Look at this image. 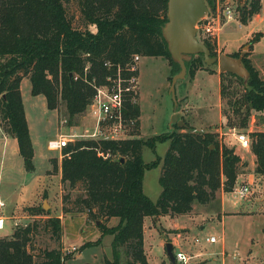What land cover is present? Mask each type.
Returning <instances> with one entry per match:
<instances>
[{
    "label": "trees",
    "instance_id": "16d2710c",
    "mask_svg": "<svg viewBox=\"0 0 264 264\" xmlns=\"http://www.w3.org/2000/svg\"><path fill=\"white\" fill-rule=\"evenodd\" d=\"M72 1L0 0V128L16 140L27 173H33L35 168L20 94L23 78L29 80L32 96H43L50 111L63 104L71 120L87 110L93 96V89L83 81L87 64V79L95 78L97 83L102 82L105 73L103 61L125 65L134 55L168 59L172 66L170 82L179 71L170 60L167 42L161 35V27L167 22L168 0H75L83 29L74 28L67 16L66 7ZM208 1L209 11H213L215 0ZM261 8L259 0L243 6V24L259 14ZM203 44L215 57V45L207 41ZM239 56L237 52L230 57ZM242 65L249 74L246 83L235 74L219 73V92L223 99L228 94L232 97L229 85L224 83L227 78L243 84V92L239 96L233 93L228 106L244 129L252 112L264 113V79L252 66L248 53L243 55ZM185 66L190 77L207 69L199 59L186 62ZM126 114L136 120L135 132L139 133L138 105L128 106ZM226 119L231 121L229 116ZM173 129L147 140H75L61 150L60 166L57 159L50 161L52 172L60 169L61 186L68 191L62 198V214L70 212L66 202L76 192L77 212L86 213L94 223L100 222L101 237H112V260L105 259L104 264H121L122 256L125 264H150L144 251L145 217L187 215L194 204L206 205L218 191L228 194L236 187L239 169L245 164L221 142L218 133L197 132L186 123L185 127ZM249 138L255 156L254 174L264 177V131L249 133ZM162 141L169 142L163 159L145 164L143 146L153 149L155 143ZM106 154L110 157L104 159L101 155ZM160 163L161 193L153 203L143 192V177L145 170ZM27 211L32 222L15 227L9 236L0 238V264H66L68 253L61 249H45L37 256L31 249L40 227L60 240L61 217L44 215L40 221L38 217L44 214L40 208ZM112 218L117 219V224L108 227L106 223ZM99 240L86 243L81 249L95 247Z\"/></svg>",
    "mask_w": 264,
    "mask_h": 264
},
{
    "label": "rangeland",
    "instance_id": "374dc122",
    "mask_svg": "<svg viewBox=\"0 0 264 264\" xmlns=\"http://www.w3.org/2000/svg\"><path fill=\"white\" fill-rule=\"evenodd\" d=\"M204 1L207 11L210 10L209 1ZM251 1L220 0L221 4L227 2L234 9V21L224 26L216 40L210 43L215 45L214 52H216L215 57H210L218 58L223 54V50L227 54L239 52L242 57L248 53L252 66L258 71L261 79H264V10L259 13L258 17L253 16L246 25L241 20V8L249 7ZM260 2L264 5V0H260ZM66 10L72 26L76 29H83V19L76 1L73 0L67 5ZM167 22L161 27V35L164 39L167 36ZM89 29L94 31L93 27H89ZM256 36H259L257 40L254 39ZM201 55H183L184 64L195 59L202 61L203 55ZM170 60L178 65L171 55ZM204 65L207 69L197 71L192 77L188 75L189 70L186 68L184 78L175 84L173 96L170 92L169 78L172 66L169 60L164 57L140 58L138 80L139 104L142 109L141 131L137 134L135 132L133 138L147 140L153 136L175 131L173 126L176 125L170 123L172 116L177 113L179 114L178 120L197 132L218 133L222 137L221 142L226 147L233 149L234 152L237 149L243 150L245 155L252 153L251 147L241 149L233 135L244 133L251 144L249 133L264 131V113L252 112L247 127L240 128L238 119L231 113L228 100L233 98V93H236L235 96H239L243 92V84L236 79L227 78L224 80L225 85H229L228 93L231 92L232 97L228 94V97L223 99L219 92L220 71L218 65L207 66L205 63ZM179 72L180 67L177 74ZM241 79L246 83L248 78ZM25 80L21 84L20 93L35 151L33 158L35 170L33 173L25 172L17 148L9 146L7 150L0 149V198L5 203L1 215L6 219L16 217L20 218L23 223H31L33 219L27 211L29 208L41 209L44 214L41 215L42 218L38 217L40 221L45 219L44 215L57 217L59 214L62 224L60 240L57 241L51 237L49 232L43 231V228L40 227L32 242V253L37 256L40 251L45 249H61L64 253H68L69 258L66 260V264H70L69 262L77 255H80L76 259L77 263L104 264L107 256L111 259L112 237H101L98 228L100 222L94 223L88 220L86 213L77 212V208L74 206L76 192H72L70 200L66 202V207L70 212L62 214V198L68 191L65 187H61L59 196L57 192L58 179L53 175L55 173L52 172L53 167L50 163L52 159H57L60 156V152L48 151L46 148L48 140L60 134L85 133L86 129L91 126L87 115L88 108L83 114L68 120L63 104L60 103L56 110H48L42 96L31 95L30 82L27 78ZM227 116L231 120L229 123L226 119ZM0 131L1 135L11 138L5 135L2 126ZM168 148L169 142L167 141L155 143L153 149L143 146V162L150 164L157 158L163 159ZM48 165L51 166V171L46 173ZM239 171L243 178L236 184V187L247 186L249 193L243 200L238 199L232 193L227 196L231 204L227 203L222 211L240 213L226 216L224 223L220 222V216L217 214L221 212L220 208L217 209L219 203L213 201L204 206L195 205L192 210L194 214L197 210L201 213L193 215V217L187 214L175 217L161 216L150 218V220L145 218L148 221L144 239L146 257L150 264H171L164 248L167 243L175 245L172 249L173 255L179 250L184 253L191 252L188 254L191 257L194 253L200 254V257H193L188 264H206L205 261L207 264H223V262L225 264H264V177L255 176L249 168H240ZM161 172L162 163L145 170L144 173L143 192L153 203L158 201L161 193L159 185ZM250 174L254 176L247 177ZM44 191H47L48 200L43 196ZM233 202L236 205H232ZM43 206L45 207L43 208ZM10 222L6 221L4 229L0 230V238L12 233L14 227ZM180 225H187L189 231L185 233L176 230L175 228ZM201 226L204 227L202 231L199 229ZM211 236L215 237L216 243L206 242V238ZM222 237L224 238V254H221ZM97 240H99V245L81 249L82 245L94 244ZM183 246L187 248L184 249ZM120 262L125 264L123 256ZM175 264L182 263L175 261Z\"/></svg>",
    "mask_w": 264,
    "mask_h": 264
},
{
    "label": "built area",
    "instance_id": "2783aa9c",
    "mask_svg": "<svg viewBox=\"0 0 264 264\" xmlns=\"http://www.w3.org/2000/svg\"><path fill=\"white\" fill-rule=\"evenodd\" d=\"M234 14V9L227 2L221 4L220 0H215V9L208 10L194 26L197 40L213 43L221 29L234 21ZM140 58L141 56L134 55L125 65L113 63L110 60L103 61L102 67L105 73L100 83H97L95 78L87 79L86 73L90 65H86L83 81L93 89V96L87 110L91 126L86 129L85 133L60 134L48 140L46 144L48 151L61 153V150L69 143L80 139L120 141L134 137L136 120L127 116L126 111L128 106L138 105V62ZM233 136L241 149L250 148V141L244 133H237ZM101 156L104 159L110 157L109 154ZM248 193L247 186H237L232 192L241 200L246 199ZM4 206L5 203L0 198V230L4 229L8 220L14 228L25 227L28 224L23 223L20 218L6 219L3 217L1 210ZM215 241V237L206 238V242L214 243ZM174 258L182 264H188L190 261V258L182 252H177Z\"/></svg>",
    "mask_w": 264,
    "mask_h": 264
},
{
    "label": "water",
    "instance_id": "95a60500",
    "mask_svg": "<svg viewBox=\"0 0 264 264\" xmlns=\"http://www.w3.org/2000/svg\"><path fill=\"white\" fill-rule=\"evenodd\" d=\"M206 13L207 7L204 0H168L167 36L165 40L168 45L169 54L180 67V72L172 77L170 83V92L173 96L176 82L184 78L186 74V67L183 61V55L186 54H202L204 63L207 66L217 64L220 73L235 74L244 79H247L249 76L247 70L242 66V56L234 59L222 54L218 58H211L208 48L197 40L194 26ZM178 118L179 114L175 113L172 116L170 124H175L178 128L185 127V123L178 120ZM165 252L170 263L175 264L170 243L165 245Z\"/></svg>",
    "mask_w": 264,
    "mask_h": 264
},
{
    "label": "crops",
    "instance_id": "0c3cea01",
    "mask_svg": "<svg viewBox=\"0 0 264 264\" xmlns=\"http://www.w3.org/2000/svg\"><path fill=\"white\" fill-rule=\"evenodd\" d=\"M260 1V0H259ZM261 3V2H260ZM261 5H262V8H261V10H260V12L261 11H263L264 10V5L261 3ZM259 12V13H260ZM260 14H257V15H255L254 17H258ZM217 46H218V43H217ZM222 53L223 54H225V55H228V56H231V55H233V54H227L224 50L222 51ZM235 54V53H234ZM26 78H24V79H22V81H21V83H20V87H21V84L23 83V81H26L25 80ZM28 80V79H27ZM171 83V82H170ZM31 86V85H30ZM139 90H140V88H139ZM30 92H31V90H30ZM21 94V93H20ZM139 94H140V91L138 92V107H139V111H140V115H139V118H138V120H139V131H141V123H140V120H141V117H142V112H141V107H140V104H139ZM39 96H41V95H39ZM43 97V96H42ZM22 99V98H21ZM43 100H44V103H45V105H46V101H45V98L43 97ZM22 103H23V101H22ZM23 107H24V105H23ZM47 108V107H46ZM24 113H25V111H24ZM25 117H26V115H25ZM27 120V119H26ZM219 120L221 121V115H220V113H219ZM27 124H28V122H27ZM28 128H29V126H28ZM219 132V131H218ZM2 133H1V131H0V149L2 150V151H4V149L5 150H7V148L10 146V147H12V148H14V149H16L17 148V143H16V140L15 139H13V138H7V137H5L4 135H1ZM29 134H30V130H29ZM30 137H31V135H30ZM16 143V147H15V143ZM34 150V149H33ZM6 153V152H5ZM17 153H18V151H17ZM34 153H35V151H34ZM234 154L235 155H237L240 159H241V163L242 164H245L244 166H241L240 168H242V169H250L251 171H252V173L254 172V169H255V156L252 154V153H250L249 155H245V152H243V150H235V152H234ZM34 158V157H33ZM60 159H61V157L59 156L58 158H57V161H58V165L60 166ZM246 164H248V165H246ZM247 166V167H246ZM50 165H48L47 166V171H46V173H48V172H50L51 171V169H50ZM245 167V168H244ZM240 170V169H239ZM55 177H57V179H58V194H59V196H60V190H61V182H60V169L58 170V172L57 173H55V174H53ZM249 176V178L250 177H253L254 175L253 174H250V175H247V177ZM242 178H243V176H242V174L241 173H239V175H238V178H237V183L236 184H238V182L240 181V180H242ZM231 193H224L223 191H218L217 193H216V197H215V199L213 200V202H218L219 203V207L217 208V209H221L220 211V214H219V212L217 213L219 216H220V218H219V220H220V222L221 223H224V221H225V218H226V216H228V215H231V214H237V213H240V212H237V211H232V212H225V211H222V209L226 206V204L227 203H229V204H231V202L227 199V196L228 195H230ZM43 196L45 197V199L46 200H48V197H47V191H44L43 192ZM212 202V201H211ZM210 202V203H211ZM195 205H197V204H194L193 206H192V210L194 209V206ZM232 205H236V203H232ZM199 206V205H198ZM204 206V205H203ZM20 209V208H19ZM199 210H197L196 212H195V214H194V211H191L188 215H190L191 217H193V215H196V214H198V213H201V212H198ZM217 211V210H216ZM223 215V216H222ZM57 217H60L59 216V214H57ZM146 219L147 218H149V220H150V217H145ZM145 218H144V221H143V233H144V238H145V228L147 227V221L145 220ZM114 218H112V219H110L109 220V222L107 223V226L108 227H112V226H115L116 224H117V220H113ZM176 230H179V232H188L189 231V227L187 226V225H180V227L178 226V227H176L175 228ZM200 231H202V230H204V227L203 226H201L200 228ZM222 235H223V231H222ZM211 237H213V236H211ZM221 240H222V246H221V254H224V244H223V241H224V238L222 237L221 238ZM111 241H112V239H111ZM214 243H216V241L214 242ZM214 243H211V244H214ZM110 245H111V243H110ZM175 245L173 244L172 245V249H173V247H174ZM177 247H181V246H177ZM184 247V249H186L187 247H185V246H183ZM165 248V247H164ZM144 251H145V254H147V251H146V247H145V239H144ZM188 251H190V250H188ZM178 252H182V253H184L182 250H179ZM196 252V251H195ZM187 257H189L190 258V261H191V259L194 257H200V254H197V253H194V255H193V257H191V256H189L188 254H191V252H187V253H184ZM80 255H77L76 257H75V259H73L71 262H69L70 264H82V263H77L76 262V259L79 257ZM147 256V255H146ZM107 259L108 260H112V250H111V259H109V256H107ZM206 262V264H207V261H205ZM223 264H225L224 262H223Z\"/></svg>",
    "mask_w": 264,
    "mask_h": 264
}]
</instances>
